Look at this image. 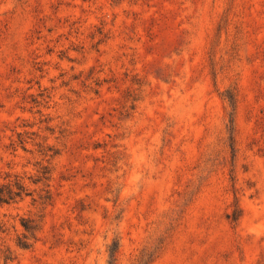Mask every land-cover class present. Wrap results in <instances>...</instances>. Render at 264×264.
Masks as SVG:
<instances>
[{"label":"rangeland","instance_id":"1","mask_svg":"<svg viewBox=\"0 0 264 264\" xmlns=\"http://www.w3.org/2000/svg\"><path fill=\"white\" fill-rule=\"evenodd\" d=\"M0 190V264H264V0H0Z\"/></svg>","mask_w":264,"mask_h":264},{"label":"trees","instance_id":"2","mask_svg":"<svg viewBox=\"0 0 264 264\" xmlns=\"http://www.w3.org/2000/svg\"><path fill=\"white\" fill-rule=\"evenodd\" d=\"M12 198V193L11 192H7V194H4L2 190H0V202H6L7 200L11 199ZM24 229L26 231H32L35 226L34 225H31L30 222L27 220V221H24L22 223ZM25 235H24V238L23 239H19L18 241V245L22 246V247H27L28 246V243L26 242L25 240ZM9 254H5V258H9Z\"/></svg>","mask_w":264,"mask_h":264}]
</instances>
